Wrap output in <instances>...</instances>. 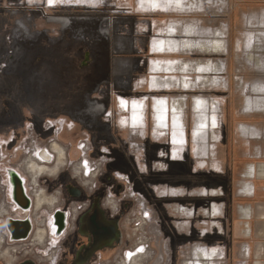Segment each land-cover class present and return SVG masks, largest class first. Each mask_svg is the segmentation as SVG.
Segmentation results:
<instances>
[{"label": "rangeland", "instance_id": "obj_1", "mask_svg": "<svg viewBox=\"0 0 264 264\" xmlns=\"http://www.w3.org/2000/svg\"><path fill=\"white\" fill-rule=\"evenodd\" d=\"M189 1L190 17L178 11L145 10L140 0H0V110L8 102L12 112L5 119L0 116V162L18 134V154L34 146L31 161L38 163L35 148H47L56 166L64 165L74 174L73 166L85 155L77 147L90 145L92 162L102 163L96 169L94 192L106 184L105 208L114 215L130 205L122 225V248L106 258L99 256L94 264L123 260L125 252L135 251L141 240L146 243L145 252L125 264H189L196 248L212 252L215 264L251 262L246 258L247 240L240 237L245 230L241 218L250 211L243 207L249 206L244 197L250 195L243 193L246 179L242 185L237 182L251 164L248 151L264 156V94L255 91L257 82L264 86L259 69L264 70V11H238L233 21L231 0ZM179 21H189L198 32L221 30L226 35V53L209 56L226 64L227 72L218 75L223 82L220 88L214 86L215 71H200L185 62L175 69L177 86L154 89L151 85L170 77L156 74V69L166 68L165 60L175 58L160 53L155 44L166 29L168 35L182 38L185 22ZM194 55L196 63L207 60L199 52ZM182 97L186 98L180 108L187 129L181 128L180 143L174 134L178 124L172 119ZM198 100L207 103L201 105ZM252 100L262 103L249 109ZM133 103L141 108V128L129 123ZM159 104L168 107L172 121L167 125L160 123L156 113ZM238 127L248 139L238 134ZM208 128L215 132L209 139V152L199 158L196 152L205 145H199L198 136ZM235 145L240 151L236 155ZM29 155L19 162L24 163ZM235 157L236 174L231 170ZM39 172L32 171V183L33 178L35 183L46 178L39 177ZM84 188L90 190L91 183ZM256 191L262 196L264 184L252 194ZM172 192L181 194L175 198ZM35 195L36 205L41 204L36 217L41 215L39 221L47 225L43 215L57 208L58 194L37 191ZM212 203L221 206L217 219L204 212ZM179 205L192 215L176 212ZM142 206L151 217L145 224L146 234L136 231L133 222ZM42 230L36 226L25 246L2 250L4 262L33 258L40 264H57L62 252L53 244L58 239L50 232H38Z\"/></svg>", "mask_w": 264, "mask_h": 264}, {"label": "flooded vegetation", "instance_id": "obj_2", "mask_svg": "<svg viewBox=\"0 0 264 264\" xmlns=\"http://www.w3.org/2000/svg\"><path fill=\"white\" fill-rule=\"evenodd\" d=\"M51 7H55V5H51ZM159 12H161V10L156 11L157 14ZM159 35L162 38L165 33ZM152 55L155 54L152 53ZM151 72H153V70ZM1 112L2 108L0 110V113ZM18 142V134H16L14 140L12 141L13 146L8 145V147H6L5 157L3 158V161L0 162V252L2 250L10 249L11 247L9 246L11 245L17 246L18 244H22L25 246L31 240L32 235L36 232V226H38L43 228L45 232H50L54 237H57L58 242L53 245L57 246V248L62 252L60 255L61 258L57 264H79L81 261H79V263H75L77 254L81 253L83 256L86 252V247H88L91 243H94V235L90 232H87L85 235H81L79 233L80 221L85 214L92 210L96 199L100 200L101 208L106 212L109 220L119 221L122 236L121 244L117 245L114 243V248H105L102 251L97 252L93 255L88 264H94L99 256L106 258L107 256H111L119 251L125 240L122 225L125 221L126 211L129 209L130 205L125 204L124 210L119 214L114 215L110 213L105 208L104 204L106 197V184H102L101 188L98 187L95 192L94 183H91L90 190L85 189V185L82 184V179H80V177V180L76 178L79 174L74 169L73 172L77 176L70 174L64 168V165H62L61 168H59L58 165L56 166L55 156L47 148H35L37 149V157L39 159L38 163H35L31 161L32 149L34 146L33 148H28L23 154H18L16 150ZM38 151L40 152V155ZM41 151L48 153L50 161L40 159L42 154ZM25 154L30 155L24 163H20L19 161L22 159L21 157ZM51 166H53L54 169L51 170ZM34 169H38L40 171L39 177L46 176V178H42L41 180L38 179L36 183L35 178H33L34 183H32L31 178L32 171H34ZM61 169L63 170L60 171ZM258 169V166L250 164L247 171L244 173V176L248 179L253 178L254 175H258ZM32 185H35V188H33ZM118 187L120 191L123 190L122 185H118ZM247 189V191L250 192L251 188L247 187ZM37 191L45 194H58L57 198H55L57 208L53 212L49 213L47 211L46 215H43L45 216L44 218H47L48 220L47 225L44 221H39V219L42 218L41 215H39L40 218L38 216L36 217L38 206L41 205L40 203H37L36 205L35 202V193ZM244 193L246 192L244 191ZM171 194L173 195L171 197L177 198L176 195L181 194V192H172ZM19 195L22 198V203L18 199ZM175 211H178V213L187 217L192 215V211H190L187 207L180 205L176 207ZM204 212L206 215L210 214L213 219H217L220 216L221 209L219 205L214 203L209 210H205ZM14 225H23L26 228V234L22 237H16L11 228V226L14 227ZM44 231L38 232L44 233ZM197 249L200 248H196L192 251V262L189 264L198 263V259L195 254ZM201 251L210 252L209 250L204 249H201ZM14 252L17 251L14 250ZM27 261H33L35 264H40L33 258H24L15 264H23ZM0 264H6L1 256Z\"/></svg>", "mask_w": 264, "mask_h": 264}, {"label": "bare ground", "instance_id": "obj_3", "mask_svg": "<svg viewBox=\"0 0 264 264\" xmlns=\"http://www.w3.org/2000/svg\"><path fill=\"white\" fill-rule=\"evenodd\" d=\"M56 0H52V2L55 3ZM187 0H140V6L141 8H144L145 10H161V11H178L179 13H184V14H190L192 13L191 8L188 7ZM205 6V4L203 5ZM203 10V9H202ZM177 13V12H176ZM182 23L185 21H179L176 23ZM184 25V36L180 39H177L176 36L173 35H168V29H166L165 35H163L164 37H162L161 39H159L157 41V43L155 44L156 49L160 52V53H177L176 50H179V52L184 51V52H199L200 54H203L206 59H211L209 56H223L226 53V35H224V33H222V31L218 30L216 32H208L207 30H201L200 32L197 31V29L195 27H193L194 25H191L190 23H186L183 24ZM191 53V54H192ZM212 57V58H213ZM251 61L252 58L250 59ZM177 60L175 59H171V60H167V63L169 66H167L166 68L162 67V66H158V68L156 69V74H167L170 75V77H168L167 79H159V81H154L152 83V86L154 89H166L164 88L167 87L168 88H172V86L174 87L176 85V83L179 81V78H177L175 76V69L179 68V62H176ZM255 61V60H254ZM218 63H220V61L216 58V60H207V61H201L199 63H196V67L199 68L200 71H202L203 69H209L210 71H215V73L217 74L215 79V87L220 88V82L222 79H220V77H218V75H222L217 73V65ZM261 65H264L263 63ZM195 67V66H194ZM190 68V67H189ZM257 68H259V65H257ZM180 69V68H179ZM260 71H262L264 73L263 68H259ZM201 75V73H200ZM209 76V75H208ZM190 78V77H189ZM202 78V77H200ZM264 80V79H262ZM189 84L188 82H185L184 85ZM200 84H204L203 80H200ZM177 86V85H176ZM194 87L197 86L196 84L193 85ZM187 87V85H186ZM255 91H258L262 94H264V86L261 85L259 86V83L257 82V85H255ZM191 91V90H190ZM180 97V96H179ZM169 100V99H168ZM181 100V101H180ZM179 100V108L182 107L183 105L186 104V98L182 97ZM199 101V100H198ZM214 101V100H213ZM263 101V100H260ZM202 104H206L207 102H205V100H201L199 101ZM210 103H212V105H215V102H212L211 100L209 101ZM125 103V102H123ZM129 105V104H128ZM260 104L257 101H248V108L249 109H253L255 106H259ZM210 106V105H209ZM130 108H132L133 110V114L132 117L130 118V122L132 123L135 127L134 128H141L140 123H141V108H139V103H133L131 105H129ZM217 108V107H216ZM185 117V116H184ZM200 118V121L202 120V116L201 117H197ZM162 122L165 123L166 119L165 116L161 117ZM199 120V119H198ZM197 120V122H198ZM177 125V124H176ZM185 125V124H184ZM209 129V128H208ZM175 132V136L179 139L178 142L181 143V139L180 138V134L181 133V127L178 128V125L174 128ZM161 131V130H160ZM214 128H210L207 132H204L203 134H199V139H198V143L200 146L205 145L203 147H200V150H198L196 152L197 156L199 158L204 157V155H206L209 152V144H210V138L213 137L214 135ZM213 133V134H212ZM217 133V132H216ZM179 144V143H178ZM179 148H175V150H178ZM202 149V150H201ZM40 151V150H39ZM38 151L39 155L40 152ZM41 160L45 159L46 161H50V156L48 155L47 152H42L41 151ZM178 153H180L178 151ZM18 169V168H17ZM259 170V169H258ZM19 201L22 203V198L19 195ZM19 227V231L25 233V227L23 225H14V228ZM196 254V258L198 259V263L197 264H202L203 262L205 263H209L211 262V264H215L213 262V258L215 257V255L212 252H204L201 251V249H197L195 251Z\"/></svg>", "mask_w": 264, "mask_h": 264}, {"label": "crops", "instance_id": "obj_4", "mask_svg": "<svg viewBox=\"0 0 264 264\" xmlns=\"http://www.w3.org/2000/svg\"><path fill=\"white\" fill-rule=\"evenodd\" d=\"M187 3H190V1L187 0ZM190 4H188L189 8H190ZM247 9L248 10L264 11V0H231V12H232L231 14H232V17H233L232 20L235 21L234 18L237 16V12L238 11H243V10H247ZM177 15H179V14H177ZM187 17H190V14L187 15ZM188 23H190V22L188 21ZM208 30H212V29L209 28ZM225 33H227V32H225ZM239 48L240 49L242 48V46L240 44L238 45V49ZM176 52L177 53H172L171 56L173 58H175V60H177L176 62H179V66L181 68L184 66L183 62L187 63V65H190V66L193 65V67L196 66V58H194L195 57L194 52L193 53L191 52L192 54L184 52V51L179 52V50H176ZM185 58H188V59L186 61H184ZM191 58H193V60H189ZM207 60H205V61H207ZM210 60H212V58ZM213 60H216V58H214ZM218 60L221 61L220 59H218ZM179 68H177L176 70H178ZM226 70H227L226 64L223 61L218 63V65H217V73L222 74ZM222 83L223 82H221V85H222ZM188 85L189 84H187V86ZM261 103L262 102H260V104ZM201 105H205V104H201ZM261 106L264 107V104L261 105ZM195 107H197V106L193 105V108H195ZM181 108H178L177 111L174 110V112H175L174 115L175 116L173 117L172 120L175 119L174 122L177 121L176 124H178L179 127L183 128V130H185V129H187V127L184 125V121H183L184 117L182 116L183 112H182ZM199 108H200V106H199ZM171 110H173V109H171ZM167 112H168V107L166 105L162 106V105L159 104V107L156 110V113H159V115L161 117L165 116V119H166L165 123H163L162 119L160 118V123L163 124V125H167L169 122L172 121L171 120V116H168ZM201 121L199 120L198 122H201ZM203 123H205V122L203 121ZM241 127H238V134H240V136L242 138L248 139L245 136V134L242 135ZM234 138H236L235 134H234ZM259 140H256V142H258ZM237 148L238 147H236V145L233 146V148H232L234 155L240 153V151H238L239 149L237 150ZM248 154L250 156L248 159L251 160L250 163L253 164V165L258 166L259 170H258V175H254L253 178H249L248 179L244 175H241V177H240L241 180L240 181L238 180V182H237L239 185H242V183H243L242 179H246L247 184H245V192H246L247 195H250V196H246L247 198L244 197L245 200H249V202L247 204L249 206H247V207L243 206V207L250 208V211H246V213H247V217L246 218H241L242 221H243V225L245 226V230H241L240 237H242L245 240H247V244H248L247 245V247H248L247 251H248V254H246V258L251 260L250 264H264V191H263V195L262 196H258L257 195V191L255 192L254 195L252 194L253 193V189L256 188V186L258 187L259 184H261V185L264 184V156H258V155H255L254 153H250L249 151H248ZM237 161L238 160H237L236 157H235V159H231V166H232L231 170L233 172H235V169H236V167L233 164L236 163ZM248 164L246 166V169H244V171L241 170L240 172L243 171L245 173V171L248 169L247 168ZM235 174H236V172H235ZM239 185H238V187H241ZM247 187L251 188L250 192L247 191L248 190ZM212 204H214V203H212ZM215 204L219 205V203H215ZM209 209L210 208H208V210ZM220 209H221V206H220ZM239 213L241 215V207L239 208Z\"/></svg>", "mask_w": 264, "mask_h": 264}, {"label": "water", "instance_id": "obj_5", "mask_svg": "<svg viewBox=\"0 0 264 264\" xmlns=\"http://www.w3.org/2000/svg\"><path fill=\"white\" fill-rule=\"evenodd\" d=\"M13 234L16 237H22L26 234L20 232L19 227L14 228L11 226ZM26 231V229H25ZM90 232L94 235V243L86 247V252L82 256L81 253L77 254L75 263L88 264L93 255L102 251L105 248H114V243L121 244V230L118 220H109L106 212L101 208L100 200L96 199L92 210L85 214L80 221L79 233L85 235ZM23 264H35L33 261H27Z\"/></svg>", "mask_w": 264, "mask_h": 264}, {"label": "built area", "instance_id": "obj_6", "mask_svg": "<svg viewBox=\"0 0 264 264\" xmlns=\"http://www.w3.org/2000/svg\"><path fill=\"white\" fill-rule=\"evenodd\" d=\"M77 148H78V150L83 152L82 154H85V155L79 164H76L75 166H73V169L79 174V176H81V179L83 181L82 184L86 186L89 183H94V179H95L94 177L96 176V169H98V171H99L100 167L102 166V163L101 162H98V163L92 162V160L90 158L92 150H91L90 145L88 143H83L80 146H78ZM89 178H91V181L88 180ZM120 179L122 181L123 178H120ZM150 218H151L150 212L148 211V209L144 206L139 207L137 209L135 217L133 218V222L135 223L134 225L137 226L136 231H138L142 234H146L145 224H146V221L149 220ZM137 246H138V248L135 251L125 252V254H124L125 257L123 258V260L115 261L113 264H118V262L125 264L126 260L128 262L133 260L137 254L142 255L146 250V243L141 240V241H139ZM129 254H131V255H129ZM108 264H110V263H108Z\"/></svg>", "mask_w": 264, "mask_h": 264}, {"label": "trees", "instance_id": "obj_7", "mask_svg": "<svg viewBox=\"0 0 264 264\" xmlns=\"http://www.w3.org/2000/svg\"><path fill=\"white\" fill-rule=\"evenodd\" d=\"M8 108H9V103L8 102H5L4 105H3V107H2V112L0 113L1 119L2 118L5 119V118L11 116L12 112H10L8 110Z\"/></svg>", "mask_w": 264, "mask_h": 264}, {"label": "snow or ice", "instance_id": "obj_8", "mask_svg": "<svg viewBox=\"0 0 264 264\" xmlns=\"http://www.w3.org/2000/svg\"><path fill=\"white\" fill-rule=\"evenodd\" d=\"M50 2H51V0H50ZM129 255H131V254H129Z\"/></svg>", "mask_w": 264, "mask_h": 264}]
</instances>
